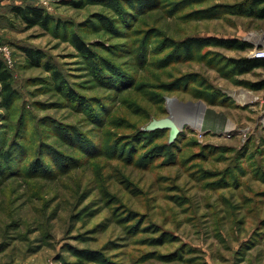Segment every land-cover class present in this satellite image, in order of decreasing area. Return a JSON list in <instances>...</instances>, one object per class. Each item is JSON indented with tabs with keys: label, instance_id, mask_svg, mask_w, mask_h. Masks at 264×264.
Segmentation results:
<instances>
[{
	"label": "rangeland",
	"instance_id": "374dc122",
	"mask_svg": "<svg viewBox=\"0 0 264 264\" xmlns=\"http://www.w3.org/2000/svg\"><path fill=\"white\" fill-rule=\"evenodd\" d=\"M248 1L0 0L17 92L0 109V264H264V68L235 64L264 44V20L236 13ZM196 38L253 48L187 51ZM202 108L173 145L142 134Z\"/></svg>",
	"mask_w": 264,
	"mask_h": 264
},
{
	"label": "trees",
	"instance_id": "16d2710c",
	"mask_svg": "<svg viewBox=\"0 0 264 264\" xmlns=\"http://www.w3.org/2000/svg\"><path fill=\"white\" fill-rule=\"evenodd\" d=\"M14 13L16 17L21 19L28 27H48L50 24L53 23L51 16L47 15L43 9L36 8L33 6H15ZM237 14L256 18L258 20H264V0H249L246 6H242L240 10H237ZM75 41L79 49L82 51H87L85 45L79 40V38L75 37ZM222 46V47H231L232 49H237L240 51H247L253 48V45L248 42H240L239 40H222L216 38L210 39H191L184 43V47L187 51H191L193 47L200 46V47H207V46ZM28 56L29 61H38L42 59L39 52L33 51L31 49L25 50ZM239 73H248L252 72L258 68H264V60L263 59H243L240 62L235 63ZM255 89H262L264 88V82L261 84H255ZM17 92L13 86V78L12 74L8 70L5 62L0 59V109H8L12 102L15 99ZM1 117V115H0ZM167 134L168 143L169 145H173L177 142L180 136L176 139L174 143L169 142V133L168 129L164 130H156V131H146L142 134H161L162 136ZM13 153L10 151L3 153V160L10 163L13 158Z\"/></svg>",
	"mask_w": 264,
	"mask_h": 264
},
{
	"label": "bare ground",
	"instance_id": "6f19581e",
	"mask_svg": "<svg viewBox=\"0 0 264 264\" xmlns=\"http://www.w3.org/2000/svg\"><path fill=\"white\" fill-rule=\"evenodd\" d=\"M203 113H204V108H202L197 114L185 112L180 117L178 115L177 116L174 115L173 117H168V118H171L176 123V125L181 130V132L184 131L185 129L202 131L206 125V123H204L203 121L204 120ZM233 130L234 127L229 125L226 127L225 132H231Z\"/></svg>",
	"mask_w": 264,
	"mask_h": 264
},
{
	"label": "water",
	"instance_id": "95a60500",
	"mask_svg": "<svg viewBox=\"0 0 264 264\" xmlns=\"http://www.w3.org/2000/svg\"><path fill=\"white\" fill-rule=\"evenodd\" d=\"M163 129H168L170 131V143H174L181 133V130L178 128L176 123L168 117L162 119H153L146 127V131H156Z\"/></svg>",
	"mask_w": 264,
	"mask_h": 264
},
{
	"label": "built area",
	"instance_id": "2783aa9c",
	"mask_svg": "<svg viewBox=\"0 0 264 264\" xmlns=\"http://www.w3.org/2000/svg\"><path fill=\"white\" fill-rule=\"evenodd\" d=\"M252 58L263 59L264 60V44H262L261 46L257 47L252 52Z\"/></svg>",
	"mask_w": 264,
	"mask_h": 264
}]
</instances>
